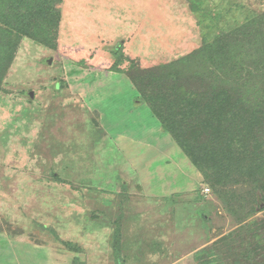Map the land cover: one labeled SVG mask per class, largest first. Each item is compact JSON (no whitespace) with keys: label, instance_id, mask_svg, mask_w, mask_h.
I'll return each mask as SVG.
<instances>
[{"label":"rangeland","instance_id":"rangeland-1","mask_svg":"<svg viewBox=\"0 0 264 264\" xmlns=\"http://www.w3.org/2000/svg\"><path fill=\"white\" fill-rule=\"evenodd\" d=\"M195 4L60 0L51 47L17 38L0 87V264H117V246L121 264H264V114L250 129L221 116L230 164L250 170L216 187L127 77L181 62L167 97L214 85L249 101L234 113L264 105V0ZM238 31L252 34L221 38ZM218 39L221 69L192 56Z\"/></svg>","mask_w":264,"mask_h":264},{"label":"trees","instance_id":"trees-1","mask_svg":"<svg viewBox=\"0 0 264 264\" xmlns=\"http://www.w3.org/2000/svg\"><path fill=\"white\" fill-rule=\"evenodd\" d=\"M188 1L191 3L193 11H197L195 3L200 0ZM59 3L60 0H0V87L1 80L14 56L17 38L28 37L49 47L53 45L54 41H57L56 35L60 14L56 8ZM243 29L252 30L250 27H244ZM239 32L241 31L223 35L221 38L225 40L239 34ZM254 32H256L255 29ZM251 34L247 33L242 36V32L239 35L243 38H249ZM258 45V52L264 61V15L258 17ZM225 46L218 39L214 44L193 53L192 56L196 54L194 57H199L203 53H207V55L215 53L214 56L208 59L211 64L221 69L222 66L228 64V60H231L229 57H223L226 54L222 50ZM231 54L234 58L235 53L232 52ZM112 55L114 58L119 57L117 53ZM258 64L260 65L258 69L259 77L264 80V66L259 61ZM181 65L183 63L178 62L171 67H161L154 71H142L135 65H131L130 70H127V77L132 81L136 92L144 100H147L152 111L159 116L164 131L172 135L182 150L189 155L194 165L201 166L203 162L205 166L209 167L212 171L211 183H214L216 187L225 184V182L236 184L238 175L241 172L249 171L250 168L240 164H230V159L233 155V141L228 140V137H226V135L231 133L226 131L225 128L223 130L219 128L222 127L220 125L221 116L225 115L227 119H230L232 118L230 116L235 114L238 122L242 121L240 117H248L247 124L250 129L253 126L252 123L257 118L259 121L264 114V105L260 103L259 99L255 105L256 108H252L253 112L234 113L239 106L247 105L249 101L245 100L240 92L233 91V89H231L232 92L224 89L220 90L214 85L210 86L208 93L193 90L189 91V96L184 99L175 98L174 100L170 98L174 96L167 97L164 89L169 84L171 85L172 83V85L179 86L178 84L181 82L186 83L184 81L185 76L178 69ZM165 68H169L168 72L176 71L173 73L178 75V82H170L169 78L172 74L162 76ZM229 114L231 115L228 116ZM201 129L204 132L200 135ZM199 136L203 137L199 138ZM200 141L202 142L199 143ZM260 145L264 146V141H260ZM251 161L256 164L258 156L257 158L253 156ZM224 163L228 165H222ZM119 250V246L115 247V261L117 264H121L119 262Z\"/></svg>","mask_w":264,"mask_h":264},{"label":"water","instance_id":"water-1","mask_svg":"<svg viewBox=\"0 0 264 264\" xmlns=\"http://www.w3.org/2000/svg\"><path fill=\"white\" fill-rule=\"evenodd\" d=\"M30 97H31V98L33 97V94H32V93H30Z\"/></svg>","mask_w":264,"mask_h":264}]
</instances>
